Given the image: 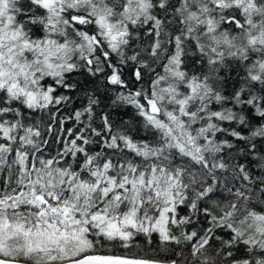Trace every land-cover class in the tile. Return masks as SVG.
Returning a JSON list of instances; mask_svg holds the SVG:
<instances>
[{
  "label": "snow or ice",
  "instance_id": "snow-or-ice-1",
  "mask_svg": "<svg viewBox=\"0 0 264 264\" xmlns=\"http://www.w3.org/2000/svg\"><path fill=\"white\" fill-rule=\"evenodd\" d=\"M0 264H264V0H0Z\"/></svg>",
  "mask_w": 264,
  "mask_h": 264
}]
</instances>
